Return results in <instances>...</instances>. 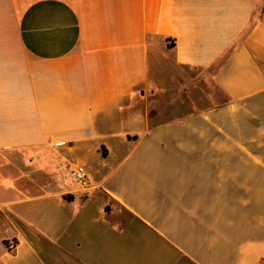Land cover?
I'll list each match as a JSON object with an SVG mask.
<instances>
[{
  "label": "crops",
  "instance_id": "1",
  "mask_svg": "<svg viewBox=\"0 0 264 264\" xmlns=\"http://www.w3.org/2000/svg\"><path fill=\"white\" fill-rule=\"evenodd\" d=\"M262 261L264 0H0V264Z\"/></svg>",
  "mask_w": 264,
  "mask_h": 264
},
{
  "label": "rangeland",
  "instance_id": "2",
  "mask_svg": "<svg viewBox=\"0 0 264 264\" xmlns=\"http://www.w3.org/2000/svg\"><path fill=\"white\" fill-rule=\"evenodd\" d=\"M206 82L203 77L194 76V73L193 77L186 72H183V76L180 73L177 74L175 84L169 89L171 93L162 91L156 98L160 106L159 122L173 118L179 119L191 112H198L200 106L210 109L213 106L226 105L227 97L213 87L209 79ZM171 107L176 109L175 113H172ZM260 264H264V261Z\"/></svg>",
  "mask_w": 264,
  "mask_h": 264
},
{
  "label": "built area",
  "instance_id": "3",
  "mask_svg": "<svg viewBox=\"0 0 264 264\" xmlns=\"http://www.w3.org/2000/svg\"><path fill=\"white\" fill-rule=\"evenodd\" d=\"M63 144L64 143H59V145ZM71 174L74 181L83 189H91V181L88 175V171L84 165H75V167L71 170Z\"/></svg>",
  "mask_w": 264,
  "mask_h": 264
},
{
  "label": "trees",
  "instance_id": "4",
  "mask_svg": "<svg viewBox=\"0 0 264 264\" xmlns=\"http://www.w3.org/2000/svg\"><path fill=\"white\" fill-rule=\"evenodd\" d=\"M170 45V44H169ZM230 102V100H228V103ZM5 244H8L7 242Z\"/></svg>",
  "mask_w": 264,
  "mask_h": 264
}]
</instances>
